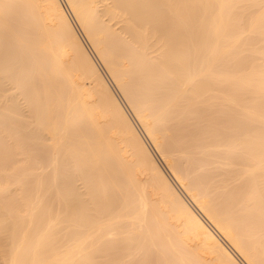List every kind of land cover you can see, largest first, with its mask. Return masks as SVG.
I'll use <instances>...</instances> for the list:
<instances>
[{
  "label": "bare ground",
  "instance_id": "obj_1",
  "mask_svg": "<svg viewBox=\"0 0 264 264\" xmlns=\"http://www.w3.org/2000/svg\"><path fill=\"white\" fill-rule=\"evenodd\" d=\"M0 259L264 264V0H0Z\"/></svg>",
  "mask_w": 264,
  "mask_h": 264
},
{
  "label": "rangeland",
  "instance_id": "obj_2",
  "mask_svg": "<svg viewBox=\"0 0 264 264\" xmlns=\"http://www.w3.org/2000/svg\"><path fill=\"white\" fill-rule=\"evenodd\" d=\"M62 1H63V0H62ZM64 1H65V0H64ZM1 54H2V53H1ZM10 81H12V80L10 79ZM13 84H14L13 82L11 83V82H9V80L7 81V85H8L7 87L10 88L11 91H13V92H12L13 94L15 93L16 98L20 101V103H22L21 105L24 106V108H27V107H26V104H27L26 102H27V101H25L26 98H25V99L23 98L22 93H21V94L19 93L20 91L18 92V91L15 90L16 88H14V85H13ZM26 110H28V109H26ZM27 114H28V112H27ZM77 183H78V184H77L78 187H79L80 190L82 191V188H83V187H81L82 183L80 182V180L77 181ZM82 186H83V185H82ZM0 262H2L1 259H0Z\"/></svg>",
  "mask_w": 264,
  "mask_h": 264
}]
</instances>
